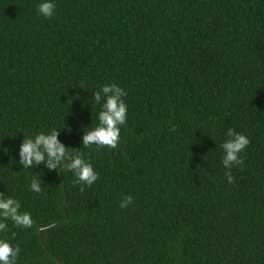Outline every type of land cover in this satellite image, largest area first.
Instances as JSON below:
<instances>
[{
	"label": "trees",
	"instance_id": "obj_1",
	"mask_svg": "<svg viewBox=\"0 0 264 264\" xmlns=\"http://www.w3.org/2000/svg\"><path fill=\"white\" fill-rule=\"evenodd\" d=\"M42 2L0 0V193L34 222L0 232L17 264H264V0H51V18ZM113 83L118 151L84 147ZM229 128L250 140L231 184ZM52 129L93 185L19 164L22 140Z\"/></svg>",
	"mask_w": 264,
	"mask_h": 264
},
{
	"label": "clouds",
	"instance_id": "obj_2",
	"mask_svg": "<svg viewBox=\"0 0 264 264\" xmlns=\"http://www.w3.org/2000/svg\"><path fill=\"white\" fill-rule=\"evenodd\" d=\"M56 5L51 0H43L38 5L37 11L45 18H51L55 12ZM127 92L113 83L104 85L93 96L97 104L103 103L98 113V125L88 132H84L82 137V145L84 147L96 146V150L111 149L118 151V145L121 144L120 126L125 125L127 121V104L122 97ZM175 131L173 127L170 129ZM59 130L52 129L47 134L38 133L34 138L23 139L19 145V164L23 168L31 169L34 166L44 162L48 169L55 170L58 167L66 169L74 174V184L83 186L93 185L99 178L98 173L93 169L91 163L86 162L80 151L66 147L58 140ZM230 137L221 145L223 149L222 163L226 169L225 173L228 183H233V176L230 169L236 165L244 166V160L241 153L250 144L247 136L234 131L232 128L227 130ZM29 188L32 192L43 195V189L40 181L33 178ZM131 195L125 196L120 201V208L125 209L133 204ZM20 203L12 197H4L0 193V232L6 231L8 228L5 221L11 220L14 226L22 229L31 228L33 219L28 212H20ZM13 237L15 233L12 234ZM20 253L19 246L13 247L10 242L0 239V264H17L18 255Z\"/></svg>",
	"mask_w": 264,
	"mask_h": 264
},
{
	"label": "water",
	"instance_id": "obj_3",
	"mask_svg": "<svg viewBox=\"0 0 264 264\" xmlns=\"http://www.w3.org/2000/svg\"><path fill=\"white\" fill-rule=\"evenodd\" d=\"M63 224H66V220H64ZM40 230H41V228H38V229L36 230L37 235L39 234ZM42 246H43V245H42ZM53 260H54V262H55L56 264H59V262H58L55 258H53Z\"/></svg>",
	"mask_w": 264,
	"mask_h": 264
}]
</instances>
